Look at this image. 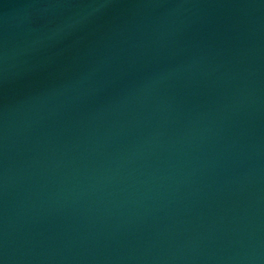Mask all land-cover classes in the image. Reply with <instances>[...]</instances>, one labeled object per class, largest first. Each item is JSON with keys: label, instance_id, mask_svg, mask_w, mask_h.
Masks as SVG:
<instances>
[{"label": "water", "instance_id": "1", "mask_svg": "<svg viewBox=\"0 0 264 264\" xmlns=\"http://www.w3.org/2000/svg\"><path fill=\"white\" fill-rule=\"evenodd\" d=\"M0 264H264V0H0Z\"/></svg>", "mask_w": 264, "mask_h": 264}]
</instances>
